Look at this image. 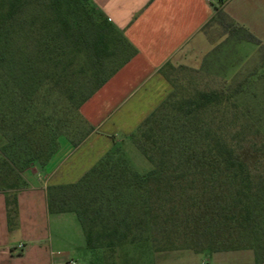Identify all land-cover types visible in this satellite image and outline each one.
I'll list each match as a JSON object with an SVG mask.
<instances>
[{
    "label": "trees",
    "instance_id": "1",
    "mask_svg": "<svg viewBox=\"0 0 264 264\" xmlns=\"http://www.w3.org/2000/svg\"><path fill=\"white\" fill-rule=\"evenodd\" d=\"M212 22L260 47L254 70L234 82L201 88L184 82L183 72L193 67L167 62L160 71L172 86L170 93L130 134L152 168L136 171L135 179L126 182L129 172L120 158L114 160L115 144L78 181L47 187L50 212L77 214L91 252L89 264L99 250L114 253L129 245L141 252L179 249L171 245L169 223L176 224L188 206L199 204L201 193L212 191L222 195L224 202L217 201L215 207L226 212L229 229L239 240H233L234 248L209 243L202 249H251L255 262L264 263V160L256 156L250 163L243 153L245 146L255 154L264 152V129L256 124L261 116L243 101L247 87L256 81L253 76L264 71V43L223 11ZM136 53L92 0H0V131L12 127L16 135L11 143H30L32 152L23 158V170L31 161L45 163L50 155L67 145L77 146L89 135L93 126L81 106ZM53 95L61 99L56 116L44 110V99ZM60 111L86 125L77 139L66 137L79 131L64 123ZM13 163L0 149V192L5 193L9 229L18 224L17 191L27 185ZM95 171L100 179L110 180L112 189L123 194L132 189L131 200L119 198L117 209L92 206L93 198L87 201L81 192ZM136 183L147 184L146 196L139 192L136 199ZM155 231L165 238L159 239Z\"/></svg>",
    "mask_w": 264,
    "mask_h": 264
},
{
    "label": "crops",
    "instance_id": "2",
    "mask_svg": "<svg viewBox=\"0 0 264 264\" xmlns=\"http://www.w3.org/2000/svg\"><path fill=\"white\" fill-rule=\"evenodd\" d=\"M137 48L125 63L80 108L93 126L77 146L60 149L58 159L26 171L27 185L17 191L18 224L9 229L5 193L0 192V264H89L91 252L75 212L52 213L47 187L78 181L116 142L130 136L170 93L160 71L170 62L193 67L211 47L208 32H228L211 23L223 11L264 43V0H92ZM24 243L16 251L18 243ZM208 252L197 262L190 249L158 251L152 264H232L233 251ZM251 250V249H247ZM253 251V250H251ZM253 258L255 260L254 252Z\"/></svg>",
    "mask_w": 264,
    "mask_h": 264
},
{
    "label": "rangeland",
    "instance_id": "3",
    "mask_svg": "<svg viewBox=\"0 0 264 264\" xmlns=\"http://www.w3.org/2000/svg\"><path fill=\"white\" fill-rule=\"evenodd\" d=\"M225 22L229 24L228 20H225ZM212 23L219 24L218 22ZM230 28L232 27L230 26ZM208 33L211 41V47L207 52L202 54L200 58L192 62V69L185 70L183 72L185 74L184 82L193 83L201 88L216 87L223 81L231 83L245 78L260 62L262 54L261 49L255 43L240 40L238 37H234L226 32ZM253 78L256 79V81L253 80L247 87L246 95L243 101L245 104L250 106L255 116H261V119L257 117L258 119L256 124L263 130L264 71L258 70ZM44 100H46V104H44L45 113L54 114V116H56L54 113L55 107H57V105L61 102V99L58 96L53 95L48 99L45 98ZM39 111H42V109H39ZM60 113H62V111H60ZM62 114L64 121L67 120L64 123L69 126L70 129L73 128V130L79 131V133L76 134L69 133L66 137L68 139H77L82 132L86 130V125L79 122V120L73 121L69 115L67 117L64 113ZM49 128L51 129L50 134L52 135L55 125L52 123ZM61 128L64 130L62 124ZM15 135L16 133L12 127H4V130L0 131V149L4 148L9 162L11 159L15 160L16 164L13 163V166L17 171H19L18 173H20V176L24 179V181H26V171L29 169L33 167L45 169L53 158L54 160L59 158V156H57V154L59 155V151H57L55 154L50 155V158L45 163L34 160L30 162L29 166L26 167L25 170H23V158L31 155L27 152H32V148L30 147V143H28L29 145L26 147L27 141L24 139H18L15 143H11V139ZM51 138L49 137L48 141H51ZM261 139V135L257 136L258 141ZM51 142L52 145L55 146L56 141L52 140ZM116 143L118 144V142ZM72 148H74L72 145H67L64 149L71 150ZM113 151L114 160L120 158L122 167L126 168L127 172H129L127 173L126 182L129 180L132 182V180L135 179L134 173L136 171L143 173L152 168V164L137 148L133 137L131 136L123 138ZM243 153L246 160L250 163H254L256 156H261L260 159L264 160V152L255 154L251 151L249 146H245ZM97 172L98 171L94 172L87 187H84L86 189L83 188L81 192L85 200L90 201V199L93 198L91 201L92 206L100 207L102 210H107L108 208L117 209L119 198L123 197L122 199L125 200L126 203L131 200L132 189L123 191L125 192L124 194L122 191L112 189L113 185L110 180L100 179ZM145 188H147L146 183H136V185L133 186L136 199L140 197L138 195L139 192L146 196ZM199 199V204L187 207V214L182 216L176 224L169 223V230L166 232L171 233L170 236L173 241L171 245L180 249H190L189 247L196 248L200 250L199 252L206 251L205 249H202V247L207 246L209 243H213L214 246L220 249L226 247L234 248L235 243L233 240L237 241L239 239L236 236V233H231L229 229V225L231 226L232 223L227 217L225 211L219 213L215 207V203L217 201L224 202L222 195H220L218 191H212L201 193ZM149 202L152 203V201ZM169 206L170 205L165 206L163 210H168ZM163 217L164 216L160 218V222H162L161 220ZM151 229L149 231V235L152 236L153 230ZM133 231L141 234L140 230L134 229ZM154 234H156L159 239L162 236L164 237L161 231H155ZM152 240L153 238L151 241ZM156 252L154 250L141 252L140 249L135 248L133 245L125 246L124 249L117 250L114 253L99 250L94 256H92L90 264H152L151 257ZM208 252L210 251L207 250V252L197 253L195 255L197 262L202 263V261L210 259V254ZM73 256L78 257L75 264L84 263V261L77 254H74ZM227 258V261H231L232 264H257L253 258V251L247 249L244 251H233L231 255L227 256Z\"/></svg>",
    "mask_w": 264,
    "mask_h": 264
},
{
    "label": "built area",
    "instance_id": "4",
    "mask_svg": "<svg viewBox=\"0 0 264 264\" xmlns=\"http://www.w3.org/2000/svg\"><path fill=\"white\" fill-rule=\"evenodd\" d=\"M24 247H25V244L22 243V242H20V243H18V244L15 246V249H16V251L19 252V251L23 250Z\"/></svg>",
    "mask_w": 264,
    "mask_h": 264
}]
</instances>
